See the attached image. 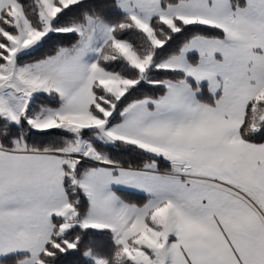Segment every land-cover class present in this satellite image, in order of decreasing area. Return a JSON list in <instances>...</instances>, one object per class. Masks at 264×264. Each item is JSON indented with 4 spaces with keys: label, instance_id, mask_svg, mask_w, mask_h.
Here are the masks:
<instances>
[{
    "label": "snow or ice",
    "instance_id": "6c2138e0",
    "mask_svg": "<svg viewBox=\"0 0 264 264\" xmlns=\"http://www.w3.org/2000/svg\"><path fill=\"white\" fill-rule=\"evenodd\" d=\"M0 264H264V0H0Z\"/></svg>",
    "mask_w": 264,
    "mask_h": 264
}]
</instances>
